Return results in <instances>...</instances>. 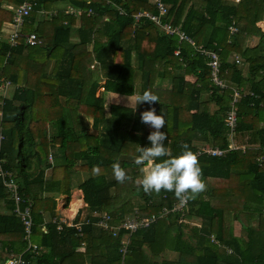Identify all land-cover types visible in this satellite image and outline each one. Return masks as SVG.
Wrapping results in <instances>:
<instances>
[{
    "label": "trees",
    "instance_id": "16d2710c",
    "mask_svg": "<svg viewBox=\"0 0 264 264\" xmlns=\"http://www.w3.org/2000/svg\"><path fill=\"white\" fill-rule=\"evenodd\" d=\"M23 1L32 11L21 32L36 33L41 43L28 45L19 36L10 46L5 27ZM161 1L165 21L197 44L218 49L223 78L244 93L233 139L258 148L198 155L206 190L182 210L132 233L122 255L126 231L112 237L95 224L100 213L117 224L134 212L156 216L178 202L172 192L147 195L135 183L144 167L134 163L136 149L150 146L153 130L141 123L140 113L154 108L164 116L161 131L172 155L183 144L194 153L205 143L227 149L231 93L212 85L205 57L188 43L145 18L134 19L140 11L156 13L153 0H0V86L10 82L4 95L0 90V159L30 201V239L36 245L27 249L0 178V264L10 254H21L23 264H264V0ZM84 8L91 13L68 12ZM230 25L237 27L235 34ZM250 36L255 43L247 44ZM188 75L195 77L192 83ZM144 90L159 103H141L132 111L106 102V94ZM117 162L130 181H115L111 165ZM234 173L239 182L230 187ZM75 189L82 192L74 219L81 231L64 223L58 229L57 198L65 195L68 206Z\"/></svg>",
    "mask_w": 264,
    "mask_h": 264
},
{
    "label": "built area",
    "instance_id": "2783aa9c",
    "mask_svg": "<svg viewBox=\"0 0 264 264\" xmlns=\"http://www.w3.org/2000/svg\"><path fill=\"white\" fill-rule=\"evenodd\" d=\"M106 3H109V0H104ZM153 4L157 10L156 13H152L149 11H140L133 15L135 20H139L140 18H145L151 22H153L157 27H159L163 33L166 35H174L177 37L179 42L188 43L196 53L202 55L206 59V64L209 67V78L210 82L214 87L219 89L220 91H230V102L229 109L225 116V125L229 128V138L230 144L227 149H221L219 147L214 146H205L199 148L195 154L198 156L202 153H205L209 156H217L223 155L228 150L235 149H244V147H240L238 144L233 142V132L236 128L237 124V103L240 98L244 95L243 89L238 87L230 86L226 83L225 79L222 76L221 68H220V58L218 49L207 48L200 44H197L190 36H188L178 25L172 24L170 21H165L163 18L167 15V9L165 4L161 0H153ZM12 21L9 24L7 39L10 43V46H15L17 43V38L19 36L25 37V43L28 45H38L41 43V39L34 32L22 33V25L24 18L30 14L32 11V4L29 1H23L18 7L13 8ZM69 13H74L76 15H81L86 12L87 14L91 13V10L88 8H84L82 10H69ZM44 14L43 11H41ZM49 14V13H48ZM50 15V14H49ZM229 31L231 34H235L237 32V27L234 25L229 26ZM180 50L176 49L174 51V55H179ZM236 63L238 62V58L235 59ZM10 82L5 81L1 84L0 90L4 95L6 93L7 88L9 87ZM2 140V136L0 135V142ZM49 161L51 159L49 158ZM0 178L1 183L9 192L10 198L13 200V208L12 212L18 216L23 225L24 239L27 241V249H35L36 245L31 242V230L33 227V218L31 214V204L29 200L23 198L21 193L19 192V186L16 182L14 176L3 169L2 162L0 159ZM182 207L179 202L173 204V206L168 208H163L160 213L156 216L152 215L149 217H142L137 212H134L133 215L127 217L121 223H112L111 216L102 212L95 221V224L98 227H101L105 231H107L112 237H118L121 230L126 231V234L120 240V248L119 251L122 255H125L128 250V245L130 241V235L134 233L136 230L140 228L147 227L150 223L157 221L158 219L166 216L171 211H180ZM71 209V207H70ZM72 211V216H66L64 218L59 219V224L57 226L58 229L62 228L60 223H64L69 227H74L78 232L81 231V222H75V216L77 215L78 209L70 210ZM14 256V257H13ZM14 262V264H23L24 260L21 254L12 255L5 261L4 264H9V262Z\"/></svg>",
    "mask_w": 264,
    "mask_h": 264
},
{
    "label": "clouds",
    "instance_id": "9594fccd",
    "mask_svg": "<svg viewBox=\"0 0 264 264\" xmlns=\"http://www.w3.org/2000/svg\"><path fill=\"white\" fill-rule=\"evenodd\" d=\"M127 99L132 111L141 103H159V97L151 90H144L142 94L136 93ZM140 121L153 130L147 136L150 146H138L136 149L135 165L146 167H140L142 175L135 183L147 195L172 192L181 206L196 200L207 187L198 156L189 150L187 144L181 145L180 154L172 155L165 147L167 134L161 131L166 125L165 118L157 115L154 108L141 112ZM93 171L98 175L100 169L96 166ZM111 171L115 181L120 184L132 179L118 162L111 165ZM9 264L14 262L10 261Z\"/></svg>",
    "mask_w": 264,
    "mask_h": 264
},
{
    "label": "crops",
    "instance_id": "0c3cea01",
    "mask_svg": "<svg viewBox=\"0 0 264 264\" xmlns=\"http://www.w3.org/2000/svg\"><path fill=\"white\" fill-rule=\"evenodd\" d=\"M262 25H263V27H264V21H262V23H261ZM8 28L9 27H5V30L6 31H8ZM255 41H256V39H255V37H253V36H250L248 39H247V44H253V43H255ZM88 48L89 49H91V45H88ZM195 77L194 76H192V75H188V76H186V80H188L189 82H193L195 79H194ZM101 83H103V82H101ZM100 91H103V89L102 88H100ZM102 93V92H101ZM97 94H99V92H97ZM108 96H109V101H108V103L109 102H116V103H119V104H122V105H127L128 106V99H127V97H129V99H131V96H120V97H117V96H115V95H112V94H107ZM150 128V127H149ZM151 129V128H150ZM233 142L234 143H236V144H238V142L235 140V139H233ZM230 144V143H229ZM200 145H202V146H200ZM238 145H240V147H244V149H241V148H239V149H241L242 151H244L245 149H250V148H258L257 146H255V145H245V144H238ZM198 146H200L199 148H201V147H205V146H211V145H207L206 143H205V145H203V144H199ZM229 146V145H228ZM214 147H217V146H214ZM198 148V149H199ZM49 158L51 159V161L53 162V159H52V155L51 154H49V156H48V160H49ZM237 174H231L230 175V177H229V180H228V185L230 186V187H235L237 184H238V182H239V179L237 178L238 177V175L236 176ZM75 200H79L80 201V204L75 208V209H73L72 208V202H74ZM64 203H65V195H61L59 198H57V206H56V214L58 215V218H64V217H66V216H72L73 214H72V211H70L71 209L72 210H76V209H78L79 210V208L83 205V201H82V192L80 191V190H77V191H72V194H71V199H70V202H69V204H68V206H65L64 205ZM70 207H71V209H70ZM82 216H84V214H82L81 213V215L79 214V216H78V219H82L83 217ZM49 220V217H45L44 218V222H47ZM192 223H197V221L196 220H194ZM238 228V229H237ZM237 229V233L239 234L240 233V228L237 226V223H236V220H235V222H234V230H236ZM186 231H188V230H186ZM242 231V230H241Z\"/></svg>",
    "mask_w": 264,
    "mask_h": 264
},
{
    "label": "rangeland",
    "instance_id": "374dc122",
    "mask_svg": "<svg viewBox=\"0 0 264 264\" xmlns=\"http://www.w3.org/2000/svg\"><path fill=\"white\" fill-rule=\"evenodd\" d=\"M235 1H237V0H235ZM4 37H5V35H4ZM11 89V88H10ZM9 89V90H10ZM98 92H99V94L102 92V91H100V89L98 90ZM109 96L106 94V102L108 103V101H109ZM144 167H146V166H144ZM48 172H49V170H48ZM74 191H77L76 189L74 190ZM59 198V197H58ZM72 205V204H71ZM191 224H194V223H191Z\"/></svg>",
    "mask_w": 264,
    "mask_h": 264
},
{
    "label": "bare ground",
    "instance_id": "6f19581e",
    "mask_svg": "<svg viewBox=\"0 0 264 264\" xmlns=\"http://www.w3.org/2000/svg\"><path fill=\"white\" fill-rule=\"evenodd\" d=\"M79 204H80V201L75 200L74 202H72V208L75 209Z\"/></svg>",
    "mask_w": 264,
    "mask_h": 264
}]
</instances>
